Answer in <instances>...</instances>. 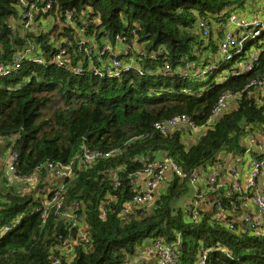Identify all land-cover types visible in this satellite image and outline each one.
<instances>
[{"label":"trees","instance_id":"1","mask_svg":"<svg viewBox=\"0 0 264 264\" xmlns=\"http://www.w3.org/2000/svg\"><path fill=\"white\" fill-rule=\"evenodd\" d=\"M244 4L245 0H0V64L9 70L0 76V154L9 148L17 152L16 180L0 175V264H49L51 251L64 240L73 243V253L62 264H158L151 250L157 240L175 244L177 264H199L203 254L206 264H264V232L233 231L214 217L218 199L228 212L241 217L237 195L227 197L217 189L209 202L212 211L204 209L202 201L197 220L191 208L195 194L203 200L199 187L187 204L180 205L189 188L196 186L190 181L193 175H201L222 152L242 155L249 133L264 134V96L259 90H246L252 79L264 75V33L260 42L244 45L229 60L218 51L223 37L219 25ZM30 6L33 20L25 29L23 14ZM66 14L71 15L69 23ZM200 17L215 27L209 38L196 30ZM75 34L86 40L81 48ZM252 44L255 51L249 52ZM61 49L67 56L57 55ZM253 54L258 56L253 70L234 74ZM15 60L21 61L18 68ZM115 61L120 69H114ZM187 62L192 69L185 68ZM166 64L170 71L164 70ZM211 64L214 69L200 73ZM224 94L230 95L226 103L234 106L208 121ZM184 114L194 120L195 129H155L154 124ZM191 131L196 136L188 146L182 138ZM82 145L111 151L112 156L83 167ZM164 155L184 176L168 172L149 206L121 215L122 205L136 192L131 174L151 156ZM69 163L72 176L58 181L47 170L48 164ZM29 175L35 177L31 187L19 190L17 183L29 184ZM58 183L64 185L62 200L54 192ZM72 203H78L81 216L75 228L60 214ZM79 225L88 243L77 241Z\"/></svg>","mask_w":264,"mask_h":264},{"label":"built area","instance_id":"2","mask_svg":"<svg viewBox=\"0 0 264 264\" xmlns=\"http://www.w3.org/2000/svg\"><path fill=\"white\" fill-rule=\"evenodd\" d=\"M24 2V0H19ZM31 7V6H30ZM47 9H50V4H48L43 11L46 12ZM32 10L33 6L30 10L25 11L23 14V18L26 20L22 23L23 27L27 29L32 24ZM228 17L222 22L219 27L221 32L223 33V37L218 41V51L219 56H221L224 60H229L236 54H238L241 48L246 45L242 44L243 40L248 38V43L256 42L260 36L264 33V2L261 3L258 13L254 16L246 17L244 14L239 12H230L228 13ZM65 18L69 23L71 20V15L66 14ZM209 22L200 17L196 23V30L200 35L204 38H209L212 34V24H208ZM75 40L79 47L81 48L83 44L86 42L83 34H75ZM103 48L101 52L104 50ZM26 54H29L30 50H26ZM31 52V51H30ZM66 50L61 49L57 55L67 56L65 54ZM128 50H125V54ZM258 59L257 54L251 56L247 62L237 71H234V74H237L240 71L249 72L253 70V63ZM36 61H41V58L37 57ZM20 60H15L14 67L18 68ZM114 69H120L122 66L119 62H113ZM193 65L190 63L185 64V68L192 69ZM215 65L211 64L208 67L201 69V74L207 73L209 70L214 69ZM127 67H124L123 70H126ZM169 65L166 64L164 70H169ZM78 67L76 71H78ZM8 68L4 67L0 64V76L8 73ZM255 89L259 90L261 95L264 96V75L257 79H252L247 85L246 90L248 93H251V90ZM230 97L229 94H224L220 96L217 100L214 108L212 110V115L208 119V121L214 120L215 117L223 108L226 106L227 99ZM155 129L161 133H166L171 128L176 127H187L195 129V123L192 118H190L187 114L184 115H176L163 123L154 124ZM149 135L146 134L147 137ZM246 149L243 154L250 155L252 160L251 167L248 170L247 174L243 179L238 177L234 178L233 181L225 183H220L219 177L220 172L212 168L206 177L209 184L216 185L217 188H222L224 191V195L229 197L233 194L237 195L239 202L242 206V216L240 218H235L232 213L230 217L231 220L227 219L226 213L228 212L224 207L222 200L218 199L214 204V217L217 221L224 222L225 226L233 231L245 232L248 230L255 231L257 233L264 232V186L261 185V181L264 182V134L262 133H249L246 136ZM257 154L260 155L259 158H252L251 156ZM4 172L5 175L8 176L10 181H15V171L16 166L15 162L17 159V152L12 148H9L4 153ZM112 156V152H102L99 150H92L88 146L82 145V153L79 157V163L81 166L86 167L90 163L94 162V160L101 157H109ZM148 164H145L140 171H137L130 176V184L135 189V193L133 194L131 200L126 201L121 208V215H128V213L134 212L139 208H143L149 206L154 201V196L160 191L161 186L165 182L166 175L168 172H172L178 177H183L184 174L180 169L179 165L174 162L168 155H164L161 158H154L148 161ZM47 170L51 173V175L58 181L59 179H63V177H70L73 174L72 164L66 165H58V167L48 164ZM227 172L233 175H236L238 172L237 165H230L227 169ZM113 174L112 179L115 178L116 172L113 170L111 172ZM110 175V174H107ZM198 177L193 175L190 179L192 183L198 181ZM27 181L33 183L35 177L33 175H29ZM58 189L55 190V195L61 194L62 200V192L64 189L63 183L60 185L58 183ZM57 197V196H56ZM55 197V198H56ZM194 201L192 203V216L194 219H198V211L202 206V200H200V196L197 194L194 195ZM47 203V202H46ZM46 203L44 205H46ZM106 202L101 203V208ZM233 209H236L234 206ZM79 210L78 203L70 204V207L61 208L60 214L64 219H67L72 227H76L77 224H80L81 216L77 214ZM45 212V211H44ZM78 233L76 237H78L79 242L88 243L89 240L87 237V233L85 232L83 225H79L77 227ZM73 243L68 242L66 240L61 241L56 244L53 250L50 253V262L49 264H62L65 258L72 257L73 253ZM151 250L157 254L158 264H177L179 255L175 249V244H165L161 243V241L157 240L153 242ZM199 264H206V254H203Z\"/></svg>","mask_w":264,"mask_h":264},{"label":"crops","instance_id":"3","mask_svg":"<svg viewBox=\"0 0 264 264\" xmlns=\"http://www.w3.org/2000/svg\"><path fill=\"white\" fill-rule=\"evenodd\" d=\"M262 2H264V0H245V4L242 7H239L238 9L232 12H239L241 14H244V16L246 17L248 16L251 17V16H254L256 13H258V10ZM227 106L231 108L234 105L231 103H228ZM195 136L196 135L194 134V132L192 133L185 132L183 135L184 138L182 139V141L183 143L185 142L184 144H187L189 146L193 144L192 142L194 141ZM243 142L245 143V145L247 144L246 137L243 139ZM2 163H3V159H2ZM251 163H252V160L250 158V155H247V154H242V155L240 154L239 156H235V157L231 156L230 154H227L226 152H222L218 154L216 158V162L208 164L206 168L201 171V175H199L197 178L198 181L195 184L196 186L195 187L191 186L189 188V191L186 194V197L184 198V199L188 198L186 204L192 199L195 189L199 187L202 193V198H203L202 201L203 203L205 202L203 208L204 209L206 208L207 210L212 211V203H209V202L215 195L217 196L216 194L217 189H222V188L213 187L211 190V188L208 186V181L206 177L208 176V173L210 172V170L212 168L217 169L220 172V177H219L220 183L227 184L228 182L233 181L234 178L236 177L243 179L244 176L247 174L248 170L250 169ZM233 164L237 165L238 167V172L236 175H233L227 172V169L230 167V165H233ZM166 178L168 179L169 177L166 175ZM261 185L264 186L263 181H261ZM212 192H214L213 196H212ZM231 213L235 218H240V217H236L237 215L232 211L227 212V215H229V217H232Z\"/></svg>","mask_w":264,"mask_h":264},{"label":"rangeland","instance_id":"4","mask_svg":"<svg viewBox=\"0 0 264 264\" xmlns=\"http://www.w3.org/2000/svg\"><path fill=\"white\" fill-rule=\"evenodd\" d=\"M31 7H32V6H31ZM31 7H29V8L31 9ZM52 19H53V18H52ZM56 20H57V19H56ZM211 29H212V32H213L214 29H215V27H212ZM258 41L260 42L261 39H259ZM254 49H255V44L250 45L249 48H248L249 52H254V51H255ZM209 53H210V52H207L206 55H208ZM226 104H227V103H226ZM225 108L228 109L229 107L226 105ZM183 138H184V137H183ZM183 138H182V139H183ZM184 143H185V142H184ZM2 144H3V143H2ZM2 144H0V146H1ZM1 147H2V146H1ZM0 156H1V157L3 156V157L5 158V155H3V152H2V154H0ZM1 157H0V158H1ZM4 158H2V159H4ZM2 159H0V160H1V161H0V175L3 174V173L5 174V172H4V168H5V167H4L3 164H2ZM17 185H18V189H19V190H22V189H28L29 187H31L30 185H32V183L29 182V184H28V182L25 183V182L22 181V183H17ZM35 186H37V185H35ZM187 199H188V198H187ZM187 199H182L181 202H180V203H181L180 205H183V206H184V205L186 204V202H187ZM137 252H138V251H137ZM137 252H136V253H137ZM137 254L139 255V253H137ZM138 255H137V256H138ZM143 258H146V257H143ZM132 259H133V257H132ZM132 259H131V260H132ZM131 260H130V261H131Z\"/></svg>","mask_w":264,"mask_h":264},{"label":"water","instance_id":"5","mask_svg":"<svg viewBox=\"0 0 264 264\" xmlns=\"http://www.w3.org/2000/svg\"><path fill=\"white\" fill-rule=\"evenodd\" d=\"M248 43V38H246L245 40H243V45L244 44H247ZM85 137H87V135L85 136ZM153 159V156H151L150 158H149V160H152Z\"/></svg>","mask_w":264,"mask_h":264}]
</instances>
